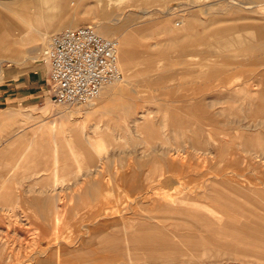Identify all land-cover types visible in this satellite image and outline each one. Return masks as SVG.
<instances>
[{"label":"rangeland","instance_id":"374dc122","mask_svg":"<svg viewBox=\"0 0 264 264\" xmlns=\"http://www.w3.org/2000/svg\"><path fill=\"white\" fill-rule=\"evenodd\" d=\"M21 1L0 0V92L35 69L45 81L34 106L0 105V187L8 195L0 202V264H264L193 245L205 236L231 240L235 231L226 227L248 216L244 207L264 222L261 200L245 196L264 191V168L245 161L264 164V141L246 142L264 138V118L243 116L248 95L262 90L250 94L264 70V0ZM27 23L46 35L27 37ZM84 25L127 40L131 58L119 65L122 81L93 105L58 106L41 53L52 35ZM19 133L25 137L5 151ZM32 140L40 148L20 159ZM91 140L92 157L61 155ZM54 146L68 169L57 188ZM39 151L46 171L38 173ZM47 195L53 202L45 210L32 204Z\"/></svg>","mask_w":264,"mask_h":264},{"label":"crops","instance_id":"0c3cea01","mask_svg":"<svg viewBox=\"0 0 264 264\" xmlns=\"http://www.w3.org/2000/svg\"><path fill=\"white\" fill-rule=\"evenodd\" d=\"M24 1L25 0H22L21 4L24 3ZM32 3H34V2H32ZM34 34H35L34 32L32 34L30 33L27 37L34 36ZM2 36L5 37V36H7V34L6 33L2 34ZM35 36H38V35L35 34ZM22 38H24V37H22ZM0 63H5V61L2 60V61H0ZM258 76H259V78L256 82V85H254V88L256 87L254 89L255 91L252 89L250 91L251 92L250 94H254L255 92L258 91V89L259 90L262 89V90L260 92L258 91V93L256 94L255 97H251L248 95V97H250L249 99L251 102V103H249V112L247 114L243 115L244 118L246 120H248V122H250V123L254 122L258 118H264V107L259 105V104H257L256 106L252 105L255 100H258L261 103L264 102V70L262 72H260V74ZM44 81H45V78L43 76V70H38V69L31 70L26 76L25 75L19 76L16 80L12 79L8 84H6V87L4 88V90L0 92V94L2 95L0 97V105L34 106L35 104H37L39 102L40 97H35V96L39 93V90L42 88ZM260 87H262V88L260 89ZM50 127H51L53 135H55L57 132V121L51 122ZM15 137H14V140L11 141L8 144V146L4 149L5 151L10 150L11 145L15 144V142L18 139L25 137V134L19 133V134H16ZM228 137H231V136L229 134H226V136H225L226 143L228 142L227 141ZM54 139H55L54 144H55V146H57L58 140L56 139V136H54ZM261 141H264V138H262V139L259 137L247 138V140H246L247 147L250 148V147H252L254 142L259 143ZM93 145H95V144L92 141L91 142L87 141V145L85 148H82V149L78 148L77 149V148L73 147V145L71 144L67 148V151L65 149H61V151H62L61 155L68 157V154L70 152H72L73 155H79L81 157H83L84 153L87 154L88 156H91L90 155V152H91L90 149L94 150ZM55 146L53 148L54 161L51 165V172H52L51 187H53V188H57L60 185L61 186L64 185L66 179L62 178V175L60 173H61V170L66 171V169H67V167H64V168L61 167L60 173L59 172L57 173V168H58L57 164L60 162V153L58 152L57 147H55ZM32 148H33V150L31 151ZM36 148H38V149L40 148L39 143L36 144L35 140L30 141V143L27 146L26 152L24 154H22V156H24V158H26L27 154H33L35 152L34 150ZM256 153L260 154V152H256ZM262 153H263V155L262 154L261 155L264 156V152H262ZM0 156H2V155H0ZM22 156L20 159H24V158H22ZM35 157L39 158V165L38 166L40 169H39L38 173L42 172V171H46V170L42 169V165L40 166V159L46 157V154L43 155V152L39 151V152H36L32 158H35ZM256 157H258V156L256 155ZM255 159L256 158L249 159L248 156H245V161L250 162V164L254 163L253 165H255L256 168L257 167L258 168H264V164L261 163L260 161H255ZM55 162H56V164H55ZM17 166H19V165L17 164ZM17 166L15 164L13 169L14 168L16 169ZM59 166H60V163H59ZM10 172H12L11 169H10ZM1 177L2 176H0V180H1ZM89 190H90V188H89ZM245 196L247 198H249V200L252 197L259 198L262 203H261V205L258 206V208H261L264 210V191L263 190H261L260 188H258L255 191H253L252 189H249V191H247ZM51 197L52 196L47 195L44 199H35V200H32L31 202L33 205H36L39 208H42V209H40V211H43V210H45V207L49 206L53 202V199ZM244 208H245L248 216L247 215L240 216L239 220L232 218V221L229 223L230 226L226 227L228 229L232 228L231 230L234 229L233 231L236 232V233L234 232V234L231 235V237H232L231 240L221 241L220 239L215 238L214 236H211V237L205 236V237H202L199 241H195L193 243V245L196 246V244H197V246H198V244L200 243L199 244L200 246H206L207 250H209L208 253H210V254L213 252H218V253L222 252L225 255L239 253V254H242L244 256H247V255L253 256L254 255V256L264 260V250L263 251L262 250L261 251L260 250L253 251V250L246 249V247L236 246V245H238L237 243H242L245 241L247 244L251 243V244L257 245L259 247H260V245H264V222L254 221L253 219H256L255 218L256 216L253 213L254 211H252L251 209H249L247 207H244ZM57 209H58V207L55 208L54 214L57 213ZM249 212H252V213H249ZM261 221H264V218H262ZM241 232L243 235H240ZM238 233H240V234H238ZM210 246H213V247H210ZM208 253H206V254H208ZM233 259L234 258L231 257L230 261H232ZM225 262H228V261H225ZM223 263L224 262H222L220 260H217L215 262H211V261H209V262H196V260H194V263H191V264H223ZM177 264H186V262H183L181 259H179Z\"/></svg>","mask_w":264,"mask_h":264},{"label":"built area","instance_id":"2783aa9c","mask_svg":"<svg viewBox=\"0 0 264 264\" xmlns=\"http://www.w3.org/2000/svg\"><path fill=\"white\" fill-rule=\"evenodd\" d=\"M118 41L84 25L52 35L41 53L58 106L89 105L122 80Z\"/></svg>","mask_w":264,"mask_h":264},{"label":"bare ground","instance_id":"6f19581e","mask_svg":"<svg viewBox=\"0 0 264 264\" xmlns=\"http://www.w3.org/2000/svg\"><path fill=\"white\" fill-rule=\"evenodd\" d=\"M35 23H37V22H35ZM35 23H27V26L29 27V29L31 30V31H33L35 34H37L39 37H42V36H45L46 35V33L45 32H42L41 30V32L39 31V29H37L35 26H34V24ZM36 26H37V24H35ZM94 27V26H93ZM67 29H77V27H74V28H67ZM105 29V28H104ZM66 30V29H65ZM15 32V31H14ZM98 32V31H97ZM26 33V32H25ZM19 35V34H18ZM102 35L104 36V37H108L109 36V34H108V31L107 30H104V32H102ZM23 36L22 35H20V36H18V38L19 39H21ZM117 40V39H116ZM118 41V40H117ZM48 42V41H47ZM121 43L119 44V41H118V62H119V65H122V66H127L128 65V63H129V61H130V58H131V54H130V51H129V43L127 42V40H125V39H123V40H121L120 41ZM46 45H47V43H46ZM122 81V80H121ZM121 81H119V82H121ZM116 83H118V82H115V83H113V84H111V85H114V84H116ZM110 87V86H109ZM104 92V91H103ZM102 95V94H101ZM100 95V96H101ZM99 96V97H100ZM98 97V98H99ZM97 98V99H98ZM95 101V100H94ZM94 101L93 102H91L90 104L91 105H93L94 104ZM89 104V105H90ZM91 141H93V140H91ZM90 141V142H91ZM93 143L95 144V145H93V148H94V150L96 149V147L98 146V143H97V141H93ZM92 145V144H91ZM214 153V152H213ZM257 154V153H256ZM22 158H24V156H22ZM56 159V158H55ZM55 164H56V162H55ZM16 166H17V164H16ZM57 173L59 172L60 173V169H61V167L59 166V163L57 164ZM62 171V170H61ZM79 172V171H78ZM2 177H4V174L2 173V175H1ZM2 177H1V179H2ZM3 192V191H2ZM6 200H8V195L6 194V193H1V187H0V202L1 203H3V204H5L4 202L6 201ZM11 211V210H10ZM9 212V211H8ZM183 214V213H182ZM226 214V213H225ZM3 217V216H2ZM186 217H188V216H186ZM61 218H62V215H57V217H56V221L55 222H57V224L59 223V222H61ZM198 220V219H197ZM226 220H227V217H226ZM228 220H230V219H228ZM174 221H176V220H174ZM225 221V220H224ZM177 222V221H176ZM241 223V222H240ZM56 224V225H57ZM190 224V223H189ZM60 225V224H59ZM159 227V226H158ZM56 228V227H55ZM232 229V228H231ZM57 230H58V228H57ZM147 231H148V229H146ZM145 230V231H146ZM153 230V229H152ZM234 230V229H233ZM154 231V230H153ZM157 231V230H156ZM138 232V231H137ZM141 232V231H140ZM97 233V232H96ZM154 233H156L155 231H154ZM172 233H174V232H172ZM247 233V232H246ZM129 234V233H128ZM132 234V233H131ZM133 234H136L135 232L133 233ZM241 234H242V232H241ZM139 235V234H138ZM142 235V234H141ZM148 235H153V234H147V236ZM154 235H156V234H154ZM248 235V234H247ZM57 236H59V235H57ZM135 236V235H134ZM133 236V237H134ZM144 236V235H143ZM146 236V237H147ZM137 237V236H136ZM149 237V236H148ZM166 237V236H165ZM210 237V236H209ZM129 238H131L132 239V237H129ZM157 238H160V236L158 235V237ZM201 238V237H200ZM164 239V238H163ZM167 239V238H166ZM168 239H170V238H168ZM212 239V238H211ZM96 240H98V238L96 239ZM165 240V239H164ZM171 240V239H170ZM38 241V240H37ZM44 241V240H43ZM168 241V240H167ZM173 241V240H172ZM176 241V240H175ZM191 241H192V239H191ZM197 241H198V239H197ZM263 241V240H262ZM6 242V241H5ZM22 242V241H21ZM127 242V241H126ZM185 243H187V242H185ZM136 244H138V243H136ZM150 244H152V243H150ZM180 244H182V243H180ZM157 245V244H156ZM166 246H168L167 244H165ZM170 245V244H169ZM172 245V244H171ZM174 245V244H173ZM165 246V247H166ZM175 246H177V245H175ZM185 246H187V245H185ZM171 247V246H170ZM191 247H193V246H191ZM49 249V248H48ZM164 250H162V252H163ZM172 251V250H171ZM175 251V250H174ZM93 252V251H92ZM146 252V251H145ZM165 252V251H164ZM167 252V251H166ZM79 253V252H78ZM80 255V254H79ZM82 255V254H81ZM9 258V255L7 256V259ZM97 260H99V259H97Z\"/></svg>","mask_w":264,"mask_h":264}]
</instances>
